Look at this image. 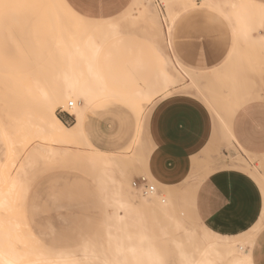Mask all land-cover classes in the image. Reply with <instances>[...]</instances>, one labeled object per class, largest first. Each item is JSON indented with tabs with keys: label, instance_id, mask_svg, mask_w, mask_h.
Returning a JSON list of instances; mask_svg holds the SVG:
<instances>
[{
	"label": "rangeland",
	"instance_id": "374dc122",
	"mask_svg": "<svg viewBox=\"0 0 264 264\" xmlns=\"http://www.w3.org/2000/svg\"><path fill=\"white\" fill-rule=\"evenodd\" d=\"M151 1L158 22L148 16L143 5L145 0H134L128 9L108 20L94 19L71 0H0V126L4 124L9 129L25 127L21 120L15 119L27 118V115L21 116L22 109L38 102L37 95L30 90L31 86L29 89L25 87L34 76L42 79L49 88L61 86L58 72L66 61L63 46L70 43H56L55 46V40L66 39V36H60L63 33L74 31L79 37L88 33L96 36L102 45L98 66L108 85L105 89L94 87L101 96L94 101L87 115L84 133L71 145L54 144L61 149L68 147L69 151L38 158L26 168L15 187L9 185L10 176L7 175L15 174L17 167L10 168L12 153L8 150L7 140L0 137V195L6 196V203L0 207V225L3 226L0 229L10 232L13 248L25 252L26 262L59 264L68 259L77 264H101L104 257L109 260L116 258L112 246L107 243L108 230L115 228L110 226L112 208L107 198L120 179L129 182L131 197L145 206L152 205L154 198L160 201L170 197L172 200L168 217L143 209L141 215L129 216L127 220L126 228L133 242L142 250L148 245L158 258L150 259L144 252L135 256L126 251L122 260L117 258L122 264H159L161 260L165 264H181L182 250L199 259L207 242L228 240L238 249L240 245L247 246L244 242L246 235L253 236L255 259L264 264V209L258 222L248 229L237 235L222 234L203 224L191 204L185 203L186 196L191 194L190 189L181 192L183 199H177L175 195L179 193L176 188L161 191L152 175L138 169L145 166L144 151L149 147L147 123L156 97L163 94L162 97L166 98L175 88L170 87L169 92L160 91L155 100L153 98L143 110L140 109L145 96L164 84L158 75L156 47H166L169 55L166 27L170 17L165 0ZM192 1L195 2L194 7L186 6L187 0H173L175 18L192 8H206V4L224 2L225 10L220 11L237 26L239 19L234 9L243 6L246 22H254L257 29L253 33L262 39L259 37V41H254L237 32L238 42L246 46L254 44L256 51L262 52L264 61V0H236L235 6L232 0ZM149 20H152L151 25ZM173 65L181 72V79L171 86L184 84L185 74L192 77L178 61ZM13 80L16 85L24 86L12 87L10 81ZM139 91L140 95L137 94ZM78 99L83 100L82 106L86 105L85 96ZM65 106L58 104L56 114L66 124L72 125L75 116L61 111L63 108L71 112L68 105ZM11 135L16 141L18 136ZM31 135L30 132L29 137ZM37 142L32 141L29 147ZM136 144L139 151L134 154ZM86 151L114 152L123 163L106 169L100 161L89 162ZM237 160L249 166L241 154ZM248 160L251 164L255 162L254 158ZM254 168L264 169V166L259 161ZM105 174H109L111 179L106 188H101L100 177ZM137 175L146 176L158 195H142L132 188ZM176 221L182 224L176 225ZM142 238L147 242L140 243ZM257 246L263 262L258 259ZM212 257L217 255L213 253ZM219 264H227V261Z\"/></svg>",
	"mask_w": 264,
	"mask_h": 264
},
{
	"label": "crops",
	"instance_id": "0c3cea01",
	"mask_svg": "<svg viewBox=\"0 0 264 264\" xmlns=\"http://www.w3.org/2000/svg\"><path fill=\"white\" fill-rule=\"evenodd\" d=\"M133 1L71 0L94 19L106 20ZM206 5L174 19L169 56L192 77L185 74V83L170 86L175 88L168 97H156L145 166L138 169L150 173L161 191L176 188L177 199L190 189L184 201L203 224L237 235L258 222L264 209V169L254 168L259 161L264 166V61L253 43L238 42L234 22L220 11L224 2ZM207 33L218 37L212 55L204 43L198 52L194 46L193 36ZM241 104L246 107L238 111Z\"/></svg>",
	"mask_w": 264,
	"mask_h": 264
},
{
	"label": "bare ground",
	"instance_id": "6f19581e",
	"mask_svg": "<svg viewBox=\"0 0 264 264\" xmlns=\"http://www.w3.org/2000/svg\"><path fill=\"white\" fill-rule=\"evenodd\" d=\"M145 2L146 3L143 5L148 11V16H150L151 19H153L155 22H158L157 13L153 10L154 5L152 1L145 0ZM172 2L173 0H165L166 10L170 17V21L167 23L166 27L167 36L171 35L172 26L175 19V14L173 13L172 9ZM231 2L234 6L236 5V0H232ZM241 2L243 3V1ZM186 6L194 7L195 2H193L192 0H187ZM234 10L236 12L237 20L239 19L236 26L238 34L248 36L251 40L259 41L260 38L253 33V30L256 28L254 22H246L245 8L243 6H239V8H235ZM150 21L152 20L148 21L151 25ZM154 24L156 23L153 22V25ZM156 32L159 33L158 31ZM60 36H66L67 38H56L55 46L57 45L56 43H70V45L63 46L64 52L66 53V61L64 63L63 69L58 72V82L61 86L56 87L55 89L53 87L49 88L45 85V82L42 79L34 76L32 82L28 83V85L25 84V87H28L26 89H29V87L31 86L30 90L32 91V93H35L37 95L38 102L36 105L30 106L31 108L25 105L24 109H22L23 111L21 116L27 115V118L23 119L18 117L19 119H15L16 121L21 120L22 123L25 124V127H22L23 125H21L18 128L16 127V129H9V127L4 124H1L0 126V137L7 140L8 150L12 153L10 168L17 167V171L15 174L7 175L10 176V186H17L22 178V175L25 173L26 168L34 163V161L38 158L56 156L61 152L64 153L69 151L68 147L61 149L54 146V144L71 145L84 133L87 115L89 114L90 109L94 106V101L101 96L94 89V87H103V89H105V87H108L98 66V58L102 50V45L98 43L96 36L92 33H88L83 37H79L74 31L63 33V35ZM165 48L162 45H158L156 47L159 59L158 75L160 76L164 84H162L163 86L160 87L159 90H152V93L145 96L144 104L140 108L142 110L144 106L150 103L155 95H157L160 91L167 90L169 92L170 86L174 83L179 82L181 79V72L179 71L178 67H174L172 60L166 52ZM178 63L181 64L180 61H178ZM159 81L161 82L160 79ZM10 82L12 84V87L24 86H22V84L20 86L16 85V83H14V80ZM26 91L27 90H24L25 94H27ZM137 94L140 95L141 92L139 91V93L137 92ZM82 96H85V106L81 105L83 100L78 99ZM70 102H74V105L71 108L68 106V108L71 109V112L69 113L71 115H75V121L72 125L66 124L56 114L55 111V107L58 104L65 106L66 104L69 105ZM30 132L32 133V135L29 137ZM12 133L13 135L16 134V136H18L16 141L13 140V136L11 135ZM35 140H37L38 142L30 148V143ZM138 151V144H136L134 154H137ZM86 153V158L89 162L100 161L106 169H112L114 166L119 167L120 164L123 163L118 159L116 153H100L98 151H86ZM22 156L23 159L20 160ZM149 175L151 174L149 173ZM109 179H111L109 174H105V176L100 177V187L106 188ZM134 181L132 183V188H135ZM155 182L158 183L156 180ZM130 191L131 186L129 182H124L119 179L115 187L111 190V194L107 198L108 204L112 208V211L109 213L110 226L115 227L114 230H108L107 243L112 246L115 254L114 256L116 258L109 260L108 258L104 257L101 264H122L117 258L120 257L122 260L125 256L126 251L135 256L144 252V254H146L150 259L158 258V256H156L151 251V248L148 245L147 248L144 247V250H142L141 248H138V245L135 244V242H133L129 231L126 228V226L128 225L127 220L129 216H137L138 214L141 215L143 209H149L154 214L161 213L163 217H168L172 200L170 197L168 199L161 198L160 201L154 198L152 205L145 206L142 203L136 202L131 197ZM149 194L157 196L158 192L155 188L154 191ZM5 197L6 196L4 195H0V207L6 203ZM170 217L171 216H169V218ZM3 221L5 223V220ZM175 224L180 226L182 222L176 221ZM2 227L3 226L0 225V228ZM2 231L3 230L0 229V264H43L36 261L26 262L24 260V256L26 255L25 252L20 251L19 249L18 251L13 248V238L11 237L10 232ZM144 241L145 243L147 242L146 239L142 238L139 242L143 243ZM244 242L245 244H247V246L244 247L243 245H240L238 249H236V247L234 246L235 244L231 243L228 240L207 242L204 245L203 250L201 251V257L199 259H195L192 253L182 250L180 252L181 264H219L220 262H223V260H226L227 264H248L249 261H254V264H260L255 259L253 236L246 235L244 238ZM195 244L198 245L199 243L196 242ZM213 253L217 255L216 258L212 257ZM26 260L28 261V259ZM59 264H77V262L64 259Z\"/></svg>",
	"mask_w": 264,
	"mask_h": 264
},
{
	"label": "snow or ice",
	"instance_id": "6c2138e0",
	"mask_svg": "<svg viewBox=\"0 0 264 264\" xmlns=\"http://www.w3.org/2000/svg\"><path fill=\"white\" fill-rule=\"evenodd\" d=\"M217 40H218V37L213 33H207L203 35L198 34V35L193 36V41H194L196 52L199 51L200 43L202 42L205 44L206 50L209 55L214 54V49H215ZM245 107L246 105L241 104L238 108V111ZM159 264H165V262L161 260ZM248 264H254V261H249Z\"/></svg>",
	"mask_w": 264,
	"mask_h": 264
},
{
	"label": "built area",
	"instance_id": "2783aa9c",
	"mask_svg": "<svg viewBox=\"0 0 264 264\" xmlns=\"http://www.w3.org/2000/svg\"><path fill=\"white\" fill-rule=\"evenodd\" d=\"M74 105V102L69 103V107L71 108ZM61 111L68 113L70 116H72L68 110L61 109ZM134 187L141 193L142 195H148L149 193L154 191V185H151L149 183V180L146 176H140L137 177L134 181Z\"/></svg>",
	"mask_w": 264,
	"mask_h": 264
}]
</instances>
